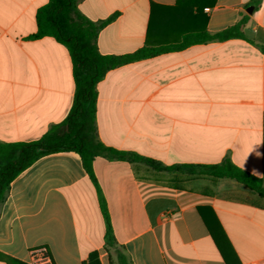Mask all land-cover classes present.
<instances>
[{"label": "crops", "instance_id": "1", "mask_svg": "<svg viewBox=\"0 0 264 264\" xmlns=\"http://www.w3.org/2000/svg\"><path fill=\"white\" fill-rule=\"evenodd\" d=\"M252 1L217 0L203 10L209 33L249 15L245 40L198 43L107 72L97 85L99 140L163 166L229 158L264 182V0L258 8ZM48 2L0 0V144L36 141L72 108L68 48L50 36L30 38ZM177 4L77 0L93 22L116 15L97 38L99 52L113 56L179 43L186 24ZM94 171L130 264H264V198L237 181L104 156ZM202 214L220 223L232 249L228 261ZM105 232L79 154H48L12 181L0 206V264H31V250L42 246L52 264H119Z\"/></svg>", "mask_w": 264, "mask_h": 264}, {"label": "trees", "instance_id": "2", "mask_svg": "<svg viewBox=\"0 0 264 264\" xmlns=\"http://www.w3.org/2000/svg\"><path fill=\"white\" fill-rule=\"evenodd\" d=\"M216 1L178 0L177 10L183 15L186 24L180 42L162 47L145 46L134 53L122 56L102 55L97 47L99 32L113 21L116 15L104 21L93 22L79 11L77 0H49L41 7L36 15L37 32L30 38L50 36L68 48L73 61L74 101L66 119L53 126L40 139L33 142L0 144V206L8 197L12 181L39 158L62 151L76 152L98 191L100 208L106 224V245L116 248L119 264H130L124 253L117 248L107 202L95 175L94 162L98 156L144 162L157 171L183 172L191 176L209 177L213 181L220 178L232 179L264 198L263 180L240 168L229 158L216 164L163 166L137 153L107 147L99 140L97 134V85L110 70L163 52L182 50L198 43L246 39L244 28L249 21V15L246 13H241L237 23L225 30L217 33L207 31L208 17L203 14V10L205 7L213 6ZM251 4L258 8L261 0H253ZM261 50L264 52V47H261ZM200 212L202 213L201 209ZM202 215L215 244L228 261L232 249L220 223L215 216L209 219ZM91 258H94V254Z\"/></svg>", "mask_w": 264, "mask_h": 264}, {"label": "built area", "instance_id": "3", "mask_svg": "<svg viewBox=\"0 0 264 264\" xmlns=\"http://www.w3.org/2000/svg\"><path fill=\"white\" fill-rule=\"evenodd\" d=\"M30 261L31 264H52L48 249L43 246L31 250Z\"/></svg>", "mask_w": 264, "mask_h": 264}, {"label": "water", "instance_id": "4", "mask_svg": "<svg viewBox=\"0 0 264 264\" xmlns=\"http://www.w3.org/2000/svg\"><path fill=\"white\" fill-rule=\"evenodd\" d=\"M253 8H254L253 6L249 7V8L247 9V12L251 14V13L253 12Z\"/></svg>", "mask_w": 264, "mask_h": 264}]
</instances>
